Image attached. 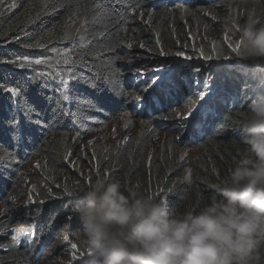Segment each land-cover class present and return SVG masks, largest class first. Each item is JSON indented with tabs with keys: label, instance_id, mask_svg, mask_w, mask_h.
<instances>
[{
	"label": "trees",
	"instance_id": "16d2710c",
	"mask_svg": "<svg viewBox=\"0 0 264 264\" xmlns=\"http://www.w3.org/2000/svg\"><path fill=\"white\" fill-rule=\"evenodd\" d=\"M249 1L253 2L250 10L255 9L257 16L264 20V0L172 2L153 8L156 17L150 30L151 59L159 58L156 67L168 70L174 65L172 59H177L174 55L178 51L191 56L197 48L199 52L202 49L204 55L189 63L193 66L189 72H197L195 67L198 66L204 78L209 73H212L210 78L221 81L231 73L242 76L241 85L234 86L228 93L238 97L235 106L230 108L229 104L217 101L215 114L206 121L200 113L198 125L191 132L192 139L173 137L157 142V132L144 129L127 137V143L125 138L114 146L93 152L83 149L81 142L105 130L120 114L129 112L130 100L134 102L135 98L130 97L133 70L126 64L127 51L135 48L141 41L140 35L147 31L140 23L146 0H102L104 11L96 6V0L0 3L3 4L0 9V199L6 201L9 195L17 193L20 176L31 162L39 160L43 164L34 189L39 190L34 194L36 202L24 210V228L12 210L0 221V234L11 233L10 241L0 249V264H47V257L38 260L40 252L42 249L52 251L63 231L68 240L76 244L79 259L91 256L84 245L81 224L73 207L97 175L118 181L126 194L129 190L151 192L158 200L180 211L208 202L215 194L212 185L228 173L245 148L241 126L250 101L264 93V66L242 60L235 51L223 66H219L222 60L206 59L213 55L212 49L204 46L232 44L228 40L240 37L239 27L246 18L233 16L236 24L227 32L225 19L215 22L206 18L205 13L224 18L232 15L231 10L229 15L221 12L227 2ZM25 59H43L45 63H26L21 68L19 64ZM51 59L56 63H50ZM210 64L214 66L209 68ZM57 72H67L61 82ZM64 75L71 77V102L70 105L64 103L60 109L56 99L62 93L57 92V87L63 88ZM89 82L97 83L98 87H89ZM7 87H15L19 95L11 96ZM182 97L185 99L187 95L180 93V99L160 98L158 104L149 99L141 115L151 120L165 119L176 106L184 103ZM89 100L96 110L87 103H80ZM25 104L35 110L33 123H26L20 110ZM62 110L76 113L77 118L61 117ZM14 118L23 126L22 139L14 137L11 123ZM70 137L78 141H70ZM184 149L200 152L203 163L193 170L191 181L181 182L186 170L180 158ZM34 225L30 245H20L13 239L17 230L29 233Z\"/></svg>",
	"mask_w": 264,
	"mask_h": 264
},
{
	"label": "clouds",
	"instance_id": "9594fccd",
	"mask_svg": "<svg viewBox=\"0 0 264 264\" xmlns=\"http://www.w3.org/2000/svg\"><path fill=\"white\" fill-rule=\"evenodd\" d=\"M166 1L171 4L198 0ZM167 2L151 5L152 9ZM235 24V18L227 16L225 31L231 32ZM239 33L238 57L264 66V20L255 9L248 11ZM172 61L174 65L166 72L176 67L177 60ZM64 73L67 72H57L60 82ZM199 73L190 72L191 78L200 80L194 89L185 87L179 75L169 94L149 98L151 89L144 95L140 115L149 99L158 104L160 98H179L180 93L193 97L204 90L205 84L207 89L216 84L220 88L216 96L206 101L203 109H196L193 121H184L189 125L184 127L185 136L192 139L191 132L198 125L200 113L206 121L215 114L217 101L229 104L230 108L237 104L238 97L228 93L241 85L242 77L235 73L230 79L215 81L216 77L207 79L212 73L206 78ZM64 80L70 82V75L63 76L62 87ZM132 81H135L133 77ZM241 131L245 148L228 173L212 185L215 194L207 203L183 211L166 205L151 192L129 190L126 194L118 181L97 175L73 207L81 224L84 245L91 255L74 264H264V93L249 103ZM31 205L23 206L22 213ZM34 230L35 225L29 233L17 230L13 235L16 240L13 239L20 245H30ZM48 251L42 249L38 260L46 258Z\"/></svg>",
	"mask_w": 264,
	"mask_h": 264
},
{
	"label": "rangeland",
	"instance_id": "374dc122",
	"mask_svg": "<svg viewBox=\"0 0 264 264\" xmlns=\"http://www.w3.org/2000/svg\"><path fill=\"white\" fill-rule=\"evenodd\" d=\"M6 1L8 0H3ZM228 1V0H227ZM160 2H167L166 0H146L144 3V12L140 16V23L142 25L143 29H147L143 34L140 35L141 41L137 46L134 48H128L127 55L128 59L126 61V64L128 68H132V75L135 81L131 83L132 88V95L131 98H135L132 102V99L130 100V111L124 114H120L116 120L109 125L105 130L101 131L99 134L91 136L86 141L81 142V147L89 152H93L95 149H106L110 146H114L120 142H122L125 138L129 137L133 133H138L144 129H146L148 132L150 131H156V139L157 142L163 140L164 138H173L176 137L178 140H184L186 129L184 127H187L188 123H184L186 120H194V114H196V109H202L201 105H205L206 101L210 100V98H214L216 96V91H218L220 88L216 84L214 85V88L207 89V95L205 96V100L201 101L199 100V92L195 94L193 97L190 95L187 96L184 99V103L181 105H178L170 112L169 117H166L165 119L161 118H155L151 120L150 118L144 117L140 115L141 108H142V101L144 99V95L148 94L152 87H147L150 83L149 79L153 75H159V71H165L164 68L156 67L155 64H157L158 59H151L152 53H151V45H152V38H150V30L152 27V23L155 19L154 10L152 9L153 6ZM168 3V2H167ZM3 5V4H2ZM0 5V9L2 7ZM209 7L214 4H207ZM225 5V4H224ZM253 2H242L239 4H230L227 2L225 6H222V13L229 15V10L232 16L241 17L244 15V17H247L248 11L253 7ZM173 8H168L167 10H172ZM206 18H212L215 22H218L220 20H224V18L220 17H214L211 13H205ZM75 31V29H73ZM220 33V32H219ZM225 38V37H222ZM240 37L232 38L231 40H228L232 42L230 44L229 42L225 45H218L215 44L216 50L215 53L212 55V60H222L220 62L223 66L224 63L228 62L227 60L230 58V53H233V46L239 42ZM211 43L206 44L204 47L211 48ZM229 47V48H228ZM183 50V48H180ZM191 49V48H188ZM224 49V50H223ZM225 49H229L228 51H225ZM194 52H191L192 60L190 61H184L185 64L189 65L193 64L195 60L202 59L203 56L200 55V52L197 50V48H194ZM185 56H189L188 52L182 51ZM205 54H209L208 52H204ZM219 57L218 59L216 57ZM176 55H174V58ZM225 57H228V59H225ZM56 59V58H55ZM55 59H51L50 63L55 64ZM173 60V59H172ZM177 62H181L184 60L183 57H177ZM226 60V61H225ZM51 64L50 66L54 68V65ZM168 66H170L168 64ZM209 65V68H212ZM159 69V71H157ZM136 70V71H135ZM232 69H228L230 71ZM235 73H231L234 75ZM210 79L214 80V77H211ZM230 79V78H229ZM228 79V80H229ZM149 81V82H148ZM215 81H218L216 79ZM136 83V84H135ZM147 87V90H146ZM248 88L251 87V85L247 86ZM194 89V88H193ZM251 102V101H250ZM189 113H191L189 115ZM189 126V125H188ZM229 131V130H227ZM78 141L76 137H70V141ZM200 152L197 151H190L187 149H184L181 151L180 158L181 161L184 163V166L186 167L185 173L183 174L181 178V182L191 181L194 178L193 170L195 168H199L201 164L203 163L202 155L199 154ZM42 162L37 160L33 161L29 164V166L25 169L23 174L20 176L19 179V188L16 194L9 195L8 199L5 201L3 199H0V221L10 212V210L13 211L15 218L17 219V222L21 223V227L24 228L26 219L24 216V213H22V207L26 206L29 203L35 204V193L38 194L39 190H35L37 183L39 182L38 175L39 170L42 167ZM190 174V179H185ZM67 179H70L67 177ZM38 191V192H37ZM64 217H71L65 215ZM60 230V227L57 229ZM64 236H67L66 232H62L60 237L56 239L55 245L53 247L52 251H48L47 258L49 259V262L47 264H74L78 261L80 257H78V254L74 257L73 252L74 250L71 248L72 242L65 241ZM11 237V234L7 231L5 233L0 234V249L5 248L7 241ZM16 240V236L13 237ZM10 241V240H9ZM75 251H78L77 249ZM54 254V255H52ZM55 258V259H53Z\"/></svg>",
	"mask_w": 264,
	"mask_h": 264
},
{
	"label": "snow or ice",
	"instance_id": "6c2138e0",
	"mask_svg": "<svg viewBox=\"0 0 264 264\" xmlns=\"http://www.w3.org/2000/svg\"><path fill=\"white\" fill-rule=\"evenodd\" d=\"M117 2H119V0H117ZM0 3H3V0H0ZM11 6L13 8L16 7L15 3H13ZM96 6L99 7L101 9V11H104L102 0H96ZM226 39H227V37H226ZM212 50L213 51L216 50L215 44L212 45ZM233 51H235L237 53L239 52L238 44H235L233 46ZM161 54L162 55L164 54L162 50H161ZM175 55L177 57H183L184 60L181 62H178L176 64V67L171 72L159 71V69H157V71H159V75H153L150 78L149 85L147 86V87H152V92L149 93V98H153L157 94H159L161 96L169 94L173 90V87H174L173 81L176 79L177 75H179L183 79L184 86L187 87L189 90H191L194 86L200 84L199 78H191L190 72L188 71V69L192 68L193 66L187 65L184 63V61L192 60V57L191 56H185L182 51H178ZM200 55L201 56L204 55L202 49L200 50ZM216 58L218 59L219 57L217 56ZM206 59L211 60V59H213V57L211 55H209L206 57ZM225 59H228V57H225ZM4 62H7V61H4ZM26 63H34L35 65H41V64H44L45 61L43 59H36L34 61H28L25 59V60L20 62L19 66L21 68H23ZM65 63L67 64V61H65ZM195 70L197 72H199L200 69L198 66H196ZM70 79H71V77H70ZM88 86L93 88V89H96L98 87L97 83H94V82H89ZM147 87H146V90H147ZM203 89L204 90L199 91V100H201V101H204L205 96L208 94L206 84L203 86ZM6 91L8 93H10L11 96H13V97L19 95V92L17 91V89L15 87H7ZM57 92L62 93V95H60L56 99L57 107L60 109H63L64 103H68L70 105L71 98H70V94H69V80H64L63 81V88L60 89L58 86ZM14 103L18 104L19 102L14 101ZM80 103H87L91 109L96 110L95 104L93 102H91L90 100L89 101H81ZM204 107H205V105H201L202 109ZM20 110L25 117L26 123H33L32 116L34 115L35 110L32 108V106L25 104ZM190 114L191 113H189V115ZM59 115L61 117L71 116L72 118H77L76 113H71L70 111H67V110L60 111ZM11 123L15 129L14 137H19L22 139L24 136V129H23V126L20 124L19 119L14 118ZM124 142L127 143V138L125 139ZM97 172H99V166H97ZM186 178L190 179V174ZM65 191L67 192L68 195H72V192H70L68 189H65ZM69 219H71V217H69ZM64 240L68 241V237L64 236ZM71 248L74 250L73 256L75 257L78 254V252L75 251L77 249L76 244H71Z\"/></svg>",
	"mask_w": 264,
	"mask_h": 264
}]
</instances>
